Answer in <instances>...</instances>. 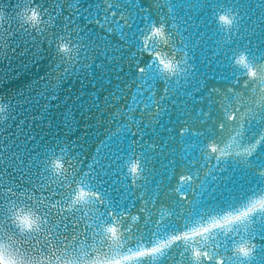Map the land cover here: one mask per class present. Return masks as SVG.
Listing matches in <instances>:
<instances>
[{
	"label": "snow or ice",
	"instance_id": "snow-or-ice-1",
	"mask_svg": "<svg viewBox=\"0 0 264 264\" xmlns=\"http://www.w3.org/2000/svg\"><path fill=\"white\" fill-rule=\"evenodd\" d=\"M45 59L0 94V264H264V0H0V83Z\"/></svg>",
	"mask_w": 264,
	"mask_h": 264
},
{
	"label": "water",
	"instance_id": "water-1",
	"mask_svg": "<svg viewBox=\"0 0 264 264\" xmlns=\"http://www.w3.org/2000/svg\"><path fill=\"white\" fill-rule=\"evenodd\" d=\"M42 3H50V0H41ZM15 65V62H14ZM47 59L42 60L39 67H33L29 65L28 69L22 72L17 78L15 73H9V78L5 83H0V94L5 92L14 94L16 89L25 87L33 82L38 81L39 77H42L48 69ZM0 69L7 71L5 64H0ZM42 84V81L40 82ZM39 90L42 86L37 85Z\"/></svg>",
	"mask_w": 264,
	"mask_h": 264
}]
</instances>
